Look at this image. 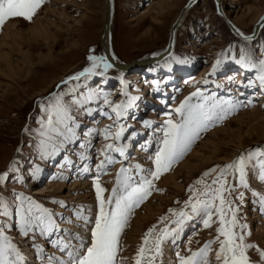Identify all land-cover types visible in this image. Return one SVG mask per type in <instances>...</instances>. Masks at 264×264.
Masks as SVG:
<instances>
[{"label":"rangeland","instance_id":"1","mask_svg":"<svg viewBox=\"0 0 264 264\" xmlns=\"http://www.w3.org/2000/svg\"><path fill=\"white\" fill-rule=\"evenodd\" d=\"M185 2L114 0L113 51L121 60L137 65L128 71L110 69L106 78L86 80L81 77L79 81L68 83L63 81L90 65L89 55L106 57L100 45L104 0H44L32 20L10 18L0 26L1 51L7 52L13 64L19 66L10 74L6 62L0 61V174L8 173L9 177L0 182V205H7L10 213L3 216L4 209L0 207V225H11L5 229V235L21 250L24 264H47V257L52 254L65 256L53 248L49 240L61 236L71 239L69 232L73 235L78 233L85 241L89 239L90 232L86 230L85 234V228L77 226L82 221L75 214L82 211L83 215L94 217L96 213L93 179L99 174L97 165L104 160L100 153L104 145L111 142L103 139L101 130L113 123L99 114V110H108L102 104V98L83 106L74 103L91 91L103 88L105 93L111 94L109 98L114 103H119L126 99L120 94L124 89L120 83L122 77L128 96L136 98L128 115L121 121L128 126V132L136 133L134 138H122L118 142L127 146V157L123 160L119 153H110L115 162L106 166L104 174H99L102 186L109 192L115 186V176L121 167L128 168L137 180L146 175L148 169H154L152 158L161 146L162 128L168 118L166 114L171 113L175 120L182 119L173 110L197 89L204 95L214 93L218 102L231 100L235 105L226 119L213 121L200 132L171 170L154 181L156 190L135 209L121 237L125 257L135 255L144 234L169 209L180 210L183 207L189 198L190 186L202 187L195 182L205 171L223 167L256 148L264 149V93L258 86H240L242 81L254 79L257 69L249 71L236 63L242 55L252 57L254 62L257 58L264 59L261 55L264 53V26L256 40H242L232 33L216 12L214 0H199L177 29L172 54L154 65L150 64V68L149 65L140 67L142 57L164 48L169 27ZM223 7L229 19L245 33L251 32L254 23L264 14V0H225ZM160 8H163L165 17L156 22L153 17ZM6 24H12L9 26L17 33V43L11 37H4ZM149 26L153 28L148 29ZM23 53L30 59L25 61ZM217 59L222 63L212 74V65ZM26 66L31 69L28 75L24 71ZM153 71L158 75L149 79ZM201 73H204V78H209L207 86L202 87L196 81ZM103 79H107V83H101ZM225 88L230 93L222 92ZM57 100L79 125L75 128L78 140L41 159L40 141L47 138L40 135V121H46L48 113L44 109ZM199 102L198 97H192L190 101L192 104ZM85 109H90L92 115L86 114ZM254 114L255 119L249 121ZM145 121L150 122L151 127H147ZM90 131L92 135H87ZM212 143L217 149L209 158L214 149ZM202 156L208 158L206 162L200 161ZM69 160L71 164L67 162ZM183 161L189 165L179 168ZM197 164L200 165L195 167ZM135 165H140L141 170H137ZM189 166L194 168L190 171ZM83 172L88 174L83 176ZM171 172L175 175L174 186L162 182L164 175ZM213 176L204 178L205 183H210ZM250 177L257 178L249 180L248 189H240L245 192V197L239 215L250 232L247 242L264 251V212L260 210L258 197L252 194L264 195V182L258 180L255 171L250 173ZM19 194L30 197L54 213V220L64 231L55 232L51 237L40 236L37 231L34 246L33 234L29 233L27 237L22 234L23 228L16 212L20 201L15 200ZM24 206H28L26 201ZM145 215L147 217L142 219ZM215 227L203 228L199 218L189 221L175 243L168 241L164 244L163 255L157 264H166L167 261L177 264V251L187 255L189 248L199 249L215 236ZM71 242L78 243L75 239ZM249 255L254 262L259 261V253L255 249H250ZM212 260L215 264L214 257Z\"/></svg>","mask_w":264,"mask_h":264},{"label":"snow or ice","instance_id":"2","mask_svg":"<svg viewBox=\"0 0 264 264\" xmlns=\"http://www.w3.org/2000/svg\"><path fill=\"white\" fill-rule=\"evenodd\" d=\"M43 3L44 0H0V26L10 18L32 20ZM261 55L264 56V53ZM87 59L91 62L90 65L63 83L79 81L81 77L86 80L93 77L106 78L109 70L114 67L104 56L89 55ZM221 63L222 60H216L212 65V74L217 71ZM236 63L249 71L257 69L255 78H249L247 82L242 81L240 86L245 88L258 86L260 92L264 93V59L257 58L254 62L252 57L242 55ZM101 83H107V79H103ZM120 83L124 85L120 94L126 99L119 103H114L109 98L111 94L105 93L103 88L89 92L82 99L74 100V103L83 106L94 99L102 98V104L107 106L108 110H99V114L113 121L101 130L103 139L111 142L106 143L100 153L104 156V160L97 165L99 174H104L106 166L115 162L110 153L125 155L127 146L118 142L122 138H134L136 135L135 132H128V126L121 123L122 119L128 115V110L133 107L136 98L128 96L122 77ZM153 83L155 84L156 81ZM192 97H198L201 102L190 103ZM41 108L44 109V105H41ZM234 108L235 105L231 100L226 103L218 102L214 93L204 95L200 89L186 97L173 110L182 119L175 120L171 113L166 114L168 118L162 128L161 146L152 158L154 169H148L147 174L140 176L137 180L130 174L128 168L121 167L116 173L115 186L110 192L102 186L99 174L94 177L93 187L97 208L94 217L85 216L82 211H77L75 214L76 218L82 221V224L77 226L84 227L90 232L89 239L85 241L78 233L73 235L69 232L71 239L61 236L56 240H49L50 245L64 253L65 256L57 257L52 254L47 257V264H157L158 258L163 255L164 244L168 241L175 243L186 223L197 218L205 229L216 225L215 236L197 250L189 248L187 255L177 251L175 253L177 264H213V257L215 264H260L264 262V251L260 250L257 245L247 242L250 232L247 230V225L241 222L242 218L239 215L245 197V192L240 189H248L249 180L257 178L250 177V173L257 172L258 180L264 182V149L262 148H256L248 152L246 156L241 154L223 167L216 166L205 171L202 177L195 182V185L202 187H189L190 195L184 201L183 207L180 210L169 209L167 214L161 216L158 223L144 234L134 256L128 258L122 254L124 248L121 237L124 230L135 209L148 199L153 190H156L154 181L159 179L163 173L171 170L188 150L193 140L199 137L200 132L206 130L213 121L226 119ZM44 110L48 114L46 121H40V135L47 139L40 141L41 159L50 157L65 144L76 142L78 138L75 128L79 127L59 100ZM85 112L92 115L90 109H85ZM144 124L151 127L148 121ZM126 132H128L127 136H125ZM87 135H92V131ZM83 146L81 144V147ZM67 162L71 164L70 160ZM135 168L141 170L140 165H135ZM36 171L38 172L39 169L37 168ZM210 176H213L211 182L205 183L204 178ZM8 178V173L0 174V182ZM106 192H109L107 196H105ZM252 194L258 197L260 210L264 212V195L257 192ZM15 200L20 201L16 212L20 217L22 234L27 237L29 233H32L34 246L37 231L43 237H51L55 232L64 231L54 220V213L36 204L30 197L19 194ZM25 201L27 207L24 206ZM0 207L4 209L3 216L10 215L7 205H0ZM68 222L73 223L72 220ZM89 225H91L90 228ZM8 227L11 225H0V264H24L21 250L9 239L8 235H5V229ZM72 239L77 240L78 243L73 244ZM213 245L216 247L213 248ZM250 249H255L259 253L258 262L252 260L249 255ZM40 251L43 252V248Z\"/></svg>","mask_w":264,"mask_h":264},{"label":"water","instance_id":"3","mask_svg":"<svg viewBox=\"0 0 264 264\" xmlns=\"http://www.w3.org/2000/svg\"><path fill=\"white\" fill-rule=\"evenodd\" d=\"M199 0H186V2L181 6L179 9L177 15L173 19L170 27H169V34L167 41L165 43L164 51L162 56H166L169 54L175 44L176 40V30L179 27L183 15L187 12L190 6H193L196 2ZM215 2V9L216 12L222 17V19L225 21L226 25L229 27V29L232 31V33L237 36L240 39L243 40H254L258 34L261 28L264 25V14L261 15V17L256 21L253 25V29L251 32L245 33L242 30H240L233 21L229 19L227 16L221 0H214ZM114 7L115 3L114 0H104V14H103V21L100 31V45L104 51L105 56L109 57V59L113 60V58L116 59L114 62V66L118 67L122 70L131 69L133 66H135V62L131 61H123L119 57L116 56V54L113 52V46H112V21H113V14H114ZM240 33H243V35H240ZM245 37H249V39H245ZM161 59V58H160Z\"/></svg>","mask_w":264,"mask_h":264},{"label":"bare ground","instance_id":"4","mask_svg":"<svg viewBox=\"0 0 264 264\" xmlns=\"http://www.w3.org/2000/svg\"><path fill=\"white\" fill-rule=\"evenodd\" d=\"M221 3H222V6H224L225 5V0H221ZM160 6H161V3L159 4ZM194 5V4H193ZM191 8H192V6H190ZM191 8H189L188 10H187V12L183 15V17H182V20H181V23L183 22V20L185 19V16L187 15V13L189 12V10L191 9ZM224 8V7H223ZM225 10V12H226V14H227V11H226V9H224ZM228 15V14H227ZM165 17V12L163 11V8H160L159 9V12H156V14H155V16L153 17L154 18V20L157 22H159V21H161V19L162 18H164ZM258 21V20H257ZM180 23V24H181ZM9 25H12V24H6V34L4 35V37H11L12 38V41L15 43H17L18 42V40L19 39H16V37H17V33H15L14 31H11V29H10V26ZM180 26V25H179ZM152 28H153V26H151ZM150 26L148 27V29H150L151 28ZM179 28V27H178ZM177 28V29H178ZM36 29V28H35ZM177 31V30H176ZM35 33V32H34ZM45 33H47V32H45ZM39 35V34H38ZM41 35V34H40ZM37 36V35H36ZM250 41V40H249ZM1 41H0V46H1ZM12 44V43H11ZM20 44V42L18 43V45ZM27 44V43H26ZM3 45H5V44H3ZM21 46V45H20ZM22 47V46H21ZM1 48H2V46L0 47V61H2V60H4V62H6V64H7V66H8V71H9V73L10 74H12L13 73V71L14 70H16L15 68H19V66L17 65V64H13V62H12V60H11V58H10V56H9V54H6V53H4V52H2L1 51ZM163 51H164V48H162L161 50H158V51H155V52H153V53H151V54H149V55H147L146 57H142L141 58V63H139V65L140 66H142V65H150V64H153V63H155L156 61H158L160 58H163L164 56H162L163 54ZM114 52V51H113ZM162 54V55H161ZM21 55H23L24 56V58H25V61L27 60V59H30L29 58V55H27V54H25V53H23V54H21ZM27 58V59H26ZM106 58L109 60V62H111L113 65H114V62L116 61V59L115 58H113V60H111V59H109V57H107L106 56ZM114 61V62H113ZM24 64V63H23ZM137 65V64H136ZM135 65V66H136ZM154 65V64H153ZM33 66V65H32ZM115 67V66H114ZM134 67V66H133ZM85 68V67H84ZM84 68H82V69H80V70H77V71H75V73H74V75H76L77 73H79L80 71H82ZM118 68V67H117ZM120 69V68H119ZM122 70V69H121ZM24 71H25V73H27V75H28V73L29 72H31V69H30V67L29 66H26L25 68H24ZM73 73V72H72ZM208 83V82H207ZM207 83H205V82H203V84H201V85H203V86H206L207 85ZM255 115L256 114H254V115H252V116H250L249 117V121L250 120H252V119H255ZM206 143H204V145H205ZM211 144V143H210ZM212 146H214V149L212 150V156H210L209 158H211V157H213V154L214 153H216V149H215V146H216V144H214V143H212ZM193 153V152H192ZM193 155V154H192ZM124 158H126L127 157V152L125 151V155L123 156ZM190 157H191V155H190ZM207 159L208 158H206L205 156H202V158H201V162L203 163V162H206L207 161ZM200 162V163H201ZM188 162L187 161H183L181 164H179V168H181V167H186L187 165H189V164H187ZM198 165H200V164H197L195 167H197ZM192 168H194L193 166L191 167V166H189V169H190V171L192 170ZM162 182L163 183H166V184H168V185H171V186H174L175 185V175H174V173L173 172H171V173H169V174H167V175H164V177L162 178ZM149 208H147V210H148ZM151 212V211H150ZM147 217V215H145L142 219H145ZM140 219V218H139ZM84 228V227H83ZM85 231H86V229H84ZM87 233V231L85 232V234ZM83 234H84V232H83ZM166 263V262H165ZM166 264H172V262L171 261H167V263Z\"/></svg>","mask_w":264,"mask_h":264}]
</instances>
